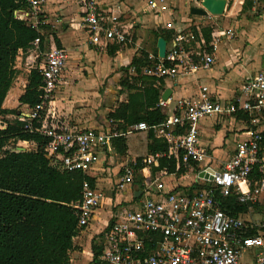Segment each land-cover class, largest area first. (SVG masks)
I'll list each match as a JSON object with an SVG mask.
<instances>
[{
	"label": "built area",
	"instance_id": "1",
	"mask_svg": "<svg viewBox=\"0 0 264 264\" xmlns=\"http://www.w3.org/2000/svg\"><path fill=\"white\" fill-rule=\"evenodd\" d=\"M24 1L26 8L15 11V17L39 32L40 26L46 24L42 14L46 0ZM180 1L203 8V0ZM143 2L142 12L155 18H160L163 12H173L170 0ZM76 4L91 44L119 48L136 44L133 33L139 21L134 16L127 18L119 2L104 5L102 0H76ZM213 16L207 11L201 20L209 21ZM176 20L171 17L162 25L157 22L156 27L175 32L164 57L146 55L147 63L140 67L141 76L165 79L209 70L219 43L233 36L229 29H213L207 41L202 37L200 24L179 26ZM191 26L195 29L191 30ZM40 42L36 38L32 44ZM66 61L64 49L56 46L46 49L36 67L41 78L39 102L27 107L19 119L26 122L30 132L48 138L44 150L60 170L89 174L99 160V153L110 152L113 138L123 133L115 128L94 130L47 124L46 114L62 81ZM135 70L129 66V75L136 76ZM173 110L158 125L149 127L139 122L128 126V130H150L163 139L168 145V156L176 162V174L181 170V175L190 178L192 184L203 187L190 195L168 189L164 184L166 170L142 181L140 203L134 207L116 206L111 213L101 232L97 264H240L246 252L251 255L250 264H264V71L243 83L231 100L214 101L206 88H201L194 98L175 100ZM237 114L244 117L245 128L230 158L214 167L208 162L207 150L200 145L199 122L210 116ZM133 182V165H126L117 182L118 191ZM81 194V199L73 204L79 229L89 224L104 198L103 192L88 181L83 182ZM228 198L246 205V211L227 213L221 202Z\"/></svg>",
	"mask_w": 264,
	"mask_h": 264
},
{
	"label": "crops",
	"instance_id": "2",
	"mask_svg": "<svg viewBox=\"0 0 264 264\" xmlns=\"http://www.w3.org/2000/svg\"><path fill=\"white\" fill-rule=\"evenodd\" d=\"M102 1L104 5L119 2L127 18L133 16L137 17L139 22L133 33V39L136 44L123 48L114 45H108L106 47L93 45L89 42L88 35L84 29L81 13L76 4V0H46L42 7V14L43 18L46 20V24L39 28L42 41L40 39V45L32 44L31 49L27 53L19 51L14 65L17 72L15 78L18 75V69L24 66L25 78H23V85H21V87L11 85L3 102V107L7 109H13V107H15V103L18 102L19 96L24 91L30 70L41 64L46 49L50 46H56L66 51L67 61L62 74V81L55 90L49 112L46 114L47 124H58L65 128H91L94 130L115 128L118 124H121V121L116 120L109 124V120L111 119H109L107 115L113 112L121 102H125L126 100L129 91H127V88L122 82L126 77L130 79V77L133 76L129 75L128 72L133 57H138L142 51H144L146 55L151 53L158 56L156 43L158 38H162L159 33L165 32L164 34L168 35L169 40L167 42L165 41V48L170 46L172 35L175 30L162 29L160 26L156 27V24L157 22L161 24L171 17H176V19L179 20V23L176 20V24L178 23L179 26L200 24L201 34L204 38V28H210V34L213 29L231 30L233 36L231 38L222 39L218 48L223 44L227 54L225 55L223 51L224 65L226 67L222 65V68L225 70V75L230 73L228 70H233L235 75H232V85L229 87L226 86L222 88L216 83V75L220 72L218 66L221 61L219 57L216 56L215 52V61L209 70L162 79L160 101L157 106L162 113L165 114V117L175 111L173 110L175 100L180 98H194L201 88H206L209 96L214 101L224 103L231 100L243 83L252 78L256 73L264 71V2L255 4L250 0H225L226 3L223 14L214 15L211 20L207 21L201 20L202 16L200 15H192L190 13V9L195 6H187L180 0H170L173 9L172 14L170 12H163L160 18H155V16L150 13L142 12L144 7L143 0ZM178 25L175 26L177 27ZM57 28L60 29L57 30ZM176 29L178 30L180 28ZM190 29L194 30L195 28L191 26ZM150 32L155 36L152 39L148 36ZM237 33H240V37H236ZM210 36L211 35H209V40ZM234 39H237V42H234ZM232 41L233 43H231ZM113 47L116 48L112 54H109L110 49ZM154 48H156V54L153 52ZM80 57H84V71L88 72V76H83L84 80L82 81H85V83L82 82L79 83V85L71 86L70 81L71 78L73 79V77H75L73 75L75 73H73L70 78V75L67 74V66L72 60L80 61V59H82ZM114 58L116 60L118 59L117 67L120 65L119 71L121 77L119 87L124 91V98L121 97L117 105L112 109H106V111L99 109L95 112L97 108L92 110L82 108L81 106V108H79L78 105L84 104L85 100L84 102L74 103L71 99L67 100V96L62 98V102L56 100V97L59 98L61 94L65 93V89H67L66 92L70 93V90L76 87L87 89V92L82 97H88L97 86V83L108 73ZM120 73H115V75H119ZM143 77H146V79L143 80L144 82L153 78L147 76ZM18 78L19 77H17V79ZM212 79L215 83H213ZM158 84L159 81H154L153 86L156 87ZM137 86H140V83H137ZM166 89H169L170 93L169 97L163 101L161 96ZM165 102L168 104H162ZM22 112L17 111L18 117ZM206 121H209L210 127H206ZM225 123L226 125L223 127ZM244 128V117L240 114L233 117L215 115L206 117L199 122L198 132L200 145L207 150L209 156L208 162H210L212 166H221L230 158L234 150L235 142L241 136L240 134ZM215 130L216 132L219 131V137L222 143L219 151L223 152V154H221L219 158L215 156L216 148H218V146L214 145ZM149 131L150 130L129 131L127 128L122 134L125 139L126 148L123 154L116 152L113 143L110 152L102 150L99 153V160L88 175L94 179L93 187L102 191L104 198L95 209L89 224L84 228H80L73 238V249L68 254L70 264L90 263L93 253V240H95V242L99 241L101 244V240H98L100 239L99 234L108 224L111 213L117 209L116 206L134 207L139 204L142 200L141 182L152 179L159 172L157 171L153 175L150 174L149 178L145 177L146 171L143 162L149 156L147 148L149 143ZM229 135L234 139V143H232L230 147H225V140ZM161 156L173 158L172 156H168L167 151L155 155L156 158ZM138 158L142 161V166L140 168H136ZM126 165H133L134 182L131 185L125 186L123 190L118 191L117 182ZM181 174L182 173L176 174V172H168V175L164 178L165 187L176 190L177 187L190 186L192 184L191 179L183 177ZM112 193L113 195H111ZM247 264H250V261Z\"/></svg>",
	"mask_w": 264,
	"mask_h": 264
},
{
	"label": "trees",
	"instance_id": "3",
	"mask_svg": "<svg viewBox=\"0 0 264 264\" xmlns=\"http://www.w3.org/2000/svg\"><path fill=\"white\" fill-rule=\"evenodd\" d=\"M25 8L24 0H0V119H3V126L0 127V264H70L68 254L73 249L72 240L79 230L77 211L73 204L81 199L83 182L88 181L93 186L94 179L81 171L60 170L44 150L48 138L40 133L30 132L15 109L3 107L17 73L14 65L19 51L27 53L36 38L42 41L38 31L26 21L15 17V11ZM210 31V28L203 29L207 40ZM164 33L159 34L167 42L169 37ZM115 48H111L109 54ZM153 52L156 54V48ZM146 63L144 51L138 57H133L130 66L136 68L137 75L130 79L126 77L122 82L129 91L126 100L107 115L112 121H121L115 129L122 133L130 125L144 122L151 127L160 124L165 118V114L157 106L162 79L150 77L151 81L144 82L146 77L140 75V67ZM154 81H159L158 86H153ZM40 84L37 69H31L18 102L27 107L35 106L39 102ZM10 114L15 117L6 119ZM33 124L37 126L36 123ZM148 138L149 156L143 162L145 177L149 178L150 174L161 170L175 172L173 158L155 157L157 153L167 151V143L156 138L151 131ZM10 142H30L35 147L23 150L5 149ZM112 143L117 153L125 152V139L122 135L113 138ZM141 166L142 161L138 158L136 168ZM202 187L193 183L177 187L176 190L190 195ZM221 203L223 210L231 215L243 213L247 209L246 205L234 203L233 198ZM99 237L98 240H101L102 233ZM100 250L99 241L93 240L89 264L98 263Z\"/></svg>",
	"mask_w": 264,
	"mask_h": 264
},
{
	"label": "rangeland",
	"instance_id": "4",
	"mask_svg": "<svg viewBox=\"0 0 264 264\" xmlns=\"http://www.w3.org/2000/svg\"><path fill=\"white\" fill-rule=\"evenodd\" d=\"M60 29V28H57V30ZM149 38H154V34L152 32H150V34H148ZM236 37H240V33H237V36ZM150 41V39H149ZM234 42L236 41L237 42V39H234L233 40ZM233 41L231 43H233ZM147 48V47H146ZM225 47L223 46V44L218 48V50L216 51V56L219 57L221 63L220 65L218 66L219 67V70L221 74H217L216 75V83L221 86L222 88L226 87V86H231L232 85V81H231V78H232V75H235L234 74V71L232 70H228L230 73L225 75V70L222 68V65L224 67H226L224 65V54H223V51L225 52ZM225 55L226 52H225ZM82 59H80V61H76V60H72L70 64H68L67 66V74L70 75V78L73 74L75 77H73V79L71 78V81H70V85L71 86H76V85H79V83H82L85 81H82L84 80L83 79V76L84 77H87L88 76V72L87 71H84V57H80ZM18 61V60H17ZM20 62V61H19ZM17 62V63H19ZM118 62V59L116 60L115 58L112 60V65L110 66V69L108 71V73L105 75V77H103L102 80H100L98 83H97V86L92 90L91 94L88 95V97H82L84 96V94L87 92V89H84L82 87H76V88H73L71 89L70 93L66 92L67 89H65V93L64 94H61V96H59V98L56 97V100H58L59 102H62L63 101V97L64 96H67V100L71 99L74 103H77V102H84L85 100V103L82 104V105H78L79 108H87L89 110H92L94 108H97L95 109V112L98 111L99 109H102L104 111H106V109H112L114 106L117 105L118 103V100L122 97L124 98V94H123V90L120 89L119 85V81H120V77H121V73H120V65L117 67V63ZM25 66L24 67H21L20 69H18V75L17 77H19L17 79V77L15 78L14 82H13V86H20L23 85V78H25ZM120 73L119 75H115V73ZM66 73V71H65ZM64 73V74H65ZM87 75V76H86ZM221 75V76H220ZM219 76V77H217ZM82 78V79H79V78ZM229 77V78H227ZM213 80V79H212ZM213 83H215V81L213 80ZM82 86V85H81ZM55 94V92H54ZM65 104V103H63ZM66 105V104H65ZM81 106V107H80ZM13 109L17 111H27V106H23L22 104L20 103H15V107H13ZM91 114V113H89ZM92 115V114H91ZM15 116L14 115H7L5 118L6 119H13ZM3 119H0V126H3ZM68 120V119H66ZM206 127H210L209 126V121H206L205 123ZM226 123L223 124V127H225ZM215 133L214 134V145L218 146V148H216V152H215V156H217L218 158L221 157V154H223V152H220L219 151V148L221 146V138L219 137V131L216 132L215 130ZM226 141V146L225 147H230L232 145V143H234V139H232V136L229 135V137L225 140ZM35 147V145L33 143H23V142H10L6 145L5 149L7 150H11V149H18L19 148H24V149H33ZM222 151V150H221ZM113 195V193L111 194ZM81 259H84V258H81ZM251 260V255L246 252L242 255L241 259H240V264H247L249 261ZM82 261V260H81ZM85 261V260H84Z\"/></svg>",
	"mask_w": 264,
	"mask_h": 264
},
{
	"label": "water",
	"instance_id": "5",
	"mask_svg": "<svg viewBox=\"0 0 264 264\" xmlns=\"http://www.w3.org/2000/svg\"><path fill=\"white\" fill-rule=\"evenodd\" d=\"M225 0H203L202 7L203 8H195L192 7L190 9V13L192 15H200L203 16L208 11L213 15H221L223 14L225 7ZM165 40L163 38H158L156 43V48L158 52V56L160 58L164 57L165 54ZM170 90L166 89L162 94V100L165 101L169 97ZM24 148H19V150H23ZM201 176V175H200Z\"/></svg>",
	"mask_w": 264,
	"mask_h": 264
}]
</instances>
